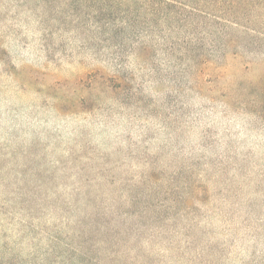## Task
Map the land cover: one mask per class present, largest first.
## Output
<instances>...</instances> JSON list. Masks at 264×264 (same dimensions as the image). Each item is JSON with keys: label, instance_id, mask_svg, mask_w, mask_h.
<instances>
[{"label": "rangeland", "instance_id": "374dc122", "mask_svg": "<svg viewBox=\"0 0 264 264\" xmlns=\"http://www.w3.org/2000/svg\"><path fill=\"white\" fill-rule=\"evenodd\" d=\"M0 264H264V0H0Z\"/></svg>", "mask_w": 264, "mask_h": 264}]
</instances>
